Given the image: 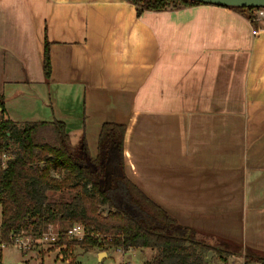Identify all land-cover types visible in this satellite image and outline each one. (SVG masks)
Masks as SVG:
<instances>
[{
    "label": "crops",
    "instance_id": "0c3cea01",
    "mask_svg": "<svg viewBox=\"0 0 264 264\" xmlns=\"http://www.w3.org/2000/svg\"><path fill=\"white\" fill-rule=\"evenodd\" d=\"M256 15L0 0L5 118L62 122L73 141L83 129L91 157L103 124L124 126L127 179L200 240L235 248L212 264L264 258V10Z\"/></svg>",
    "mask_w": 264,
    "mask_h": 264
},
{
    "label": "trees",
    "instance_id": "16d2710c",
    "mask_svg": "<svg viewBox=\"0 0 264 264\" xmlns=\"http://www.w3.org/2000/svg\"><path fill=\"white\" fill-rule=\"evenodd\" d=\"M123 1L134 5L138 13L203 5L186 0ZM228 9L243 13L252 24L257 21L256 12L264 10ZM48 48L45 43V81L51 74ZM124 132V126L103 124L97 154L91 157L83 129L73 141L62 122H12L5 118L0 95V239L6 241L10 235L38 239L49 227L59 225L63 233L80 224L91 235L82 241L62 237L56 244L66 249L67 258L76 247L83 252L95 248L154 251L143 264H210L204 258L210 252L221 261L234 255L230 244H208L196 232L179 226L127 179ZM3 156L7 158L4 166ZM244 262L264 264V258L247 255Z\"/></svg>",
    "mask_w": 264,
    "mask_h": 264
},
{
    "label": "rangeland",
    "instance_id": "374dc122",
    "mask_svg": "<svg viewBox=\"0 0 264 264\" xmlns=\"http://www.w3.org/2000/svg\"><path fill=\"white\" fill-rule=\"evenodd\" d=\"M74 116H78L81 112L80 103L74 102L72 105ZM5 157V156H4ZM55 175V174H54ZM57 176V175H55ZM57 196V194H56ZM103 208H101L102 210ZM1 212V209H0ZM105 212V211H104ZM52 232H57L59 225L52 226ZM65 229L67 227L65 226ZM49 228L44 231L48 232ZM4 242L0 239V243ZM64 247L36 245L31 247L28 251H21L15 247L8 246L5 249H0V264H143L150 260L154 255V251L149 249H129L124 253L116 250L106 252L100 249H93L88 252H83L80 248H74L71 257H65L68 252ZM100 254V258L98 256ZM206 256V257H205ZM204 258L214 262L212 259V252L206 254ZM212 261V263H211Z\"/></svg>",
    "mask_w": 264,
    "mask_h": 264
},
{
    "label": "built area",
    "instance_id": "2783aa9c",
    "mask_svg": "<svg viewBox=\"0 0 264 264\" xmlns=\"http://www.w3.org/2000/svg\"><path fill=\"white\" fill-rule=\"evenodd\" d=\"M6 159L7 158L3 156V166ZM88 235L91 234H89L87 230L80 224H74L63 233H60L59 231L52 232V228L49 227V231L47 233H43L38 239H34L30 236L10 235L6 241L0 243V249H5L6 247L11 246L21 251H28L31 247H35L36 245L56 246L57 242L62 237L70 240L82 241Z\"/></svg>",
    "mask_w": 264,
    "mask_h": 264
},
{
    "label": "water",
    "instance_id": "95a60500",
    "mask_svg": "<svg viewBox=\"0 0 264 264\" xmlns=\"http://www.w3.org/2000/svg\"><path fill=\"white\" fill-rule=\"evenodd\" d=\"M222 8L264 9V0H186ZM110 170V168H108ZM105 256V254L103 253ZM100 258V254L98 255Z\"/></svg>",
    "mask_w": 264,
    "mask_h": 264
}]
</instances>
